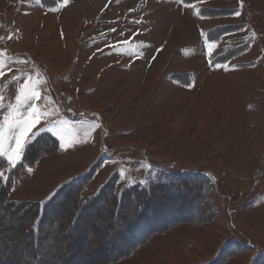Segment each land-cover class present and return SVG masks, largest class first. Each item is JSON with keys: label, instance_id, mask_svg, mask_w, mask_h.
<instances>
[{"label": "rangeland", "instance_id": "obj_1", "mask_svg": "<svg viewBox=\"0 0 264 264\" xmlns=\"http://www.w3.org/2000/svg\"><path fill=\"white\" fill-rule=\"evenodd\" d=\"M155 2L60 0V7L52 8L44 0H0V121L15 104L20 87L39 75L45 83L38 85L41 99L34 103L49 114L40 117L29 135L35 133L34 139L50 133L65 144L31 167V173L26 169L21 174L11 199L47 201L63 183L94 169L82 189L86 198L98 194L115 175L121 192L144 184L148 172L150 177L163 173L161 168L206 174L213 181L212 197L219 209L214 221L174 229L165 235L174 241L172 245L168 240L162 247V236L121 264H154L147 254L166 255V248L177 249L176 256L171 254L172 264H201L214 259L238 232L248 248L225 264H250L257 254L251 247L264 248V172L258 176L264 155V0H216V5H209V9H241L237 16L241 21L236 22L245 28L218 42L207 41V33L230 19L202 17L203 1L198 3V15L216 19L205 31L189 10L180 12L178 0ZM247 37L253 43L239 58L219 67L211 64L227 46H239L246 42L239 40ZM8 144L5 140L4 147ZM8 168L12 169L9 164ZM253 199L257 203L251 207L254 202H248ZM193 202L195 206L199 201ZM165 203L169 205L162 201L158 206ZM96 204L81 213L80 220L87 222L66 231L69 235L60 246L79 250L98 238L91 254L100 248L112 227L103 230L109 211ZM190 208L184 217L192 213ZM228 210L234 227L240 229L235 234ZM24 220L0 213L1 247L8 242L7 234H12L14 246L23 243L26 238L14 230ZM176 238L190 240L179 245ZM51 243L41 242L40 247ZM112 246L91 257L87 250L71 262L86 264L89 258L108 257L127 243ZM9 254L0 256V264L15 255ZM64 254L57 252L50 264H59Z\"/></svg>", "mask_w": 264, "mask_h": 264}, {"label": "trees", "instance_id": "obj_2", "mask_svg": "<svg viewBox=\"0 0 264 264\" xmlns=\"http://www.w3.org/2000/svg\"><path fill=\"white\" fill-rule=\"evenodd\" d=\"M46 1L44 0L45 4L50 2L48 7H55L57 5L55 0H48L47 3ZM200 1L203 0H181L185 5ZM236 11L233 9L225 10L201 7L199 14L202 17L217 19L233 14ZM242 28H245L242 24L217 26L207 33V41L218 42L224 35L238 33ZM245 38L239 40L242 41L244 39L246 41L239 46H227L211 64L213 66L215 64H226L239 58L243 52L249 49L250 44L253 43L251 37ZM237 40L231 39V42H236ZM240 65L243 64H237V66ZM59 151L60 141L50 133H42L25 148L22 158L16 167L9 169L7 161L0 158V173H3V178L0 179V213L4 212L16 215L19 218H25L22 223L17 224L20 227L18 226L14 231H18L21 236L26 238L19 247H16L10 241L12 234L6 235L8 242L4 243L5 246H0V256H3L5 253L15 255H12L14 257H9L8 260L2 261V263L50 264L51 261L49 260H55L53 257L57 252L64 251L65 254L61 257V260L65 261H60L59 264H70L69 262H71L72 258L86 255L87 250H89L87 251L89 255L86 256L91 257L96 251H99L98 249H101L100 252L108 251L113 247V244H120L122 246L127 243L126 248L111 253L108 257L96 258L95 260L89 258L87 260L88 263H86L121 264L126 260H131L135 252L147 246L155 237L165 236L170 231L183 226L202 227L208 225L214 221V218L219 213L218 204L212 197V179L206 174L190 172L188 170H172L169 168L159 169L163 173L157 174L155 177H150L148 173L144 185L128 186V188H125L121 192H119L118 188L119 177L115 175L102 187L98 194L86 198L82 193V189L84 190L83 186L85 183H88V180L91 179V176L95 172V169L90 173H88V170L84 174H79L63 183L59 187L58 192L47 201L12 200L10 194L19 185L21 174L28 167L36 165L44 157H51ZM263 172L264 155L261 158L258 176L263 174ZM5 174L7 178L4 177ZM195 199L199 201V205L194 206L193 200ZM162 201L168 202L169 205L167 206L165 203L162 206H158L162 204ZM251 201L254 202V200ZM138 202H142L151 211L138 216L134 221L128 222V214L132 212ZM96 203H101L102 209H106V213L109 211L108 219L110 223L108 222L107 227L103 228V230L112 227V234H109V230V237H106L103 243L101 242L100 248L98 246V249L95 248L93 250L94 254H91L90 249L98 238L95 241L92 238V244L84 246V251L79 248V250L71 249L68 244L64 248L60 246L61 239L63 240L64 237L69 235L67 232L70 229H76L78 225H82L84 220H80L81 213L87 208L95 207ZM190 205L193 208H190L192 213L184 217V212L187 206ZM97 212L98 210H96ZM59 214L61 215L59 216ZM49 218H52V221H49ZM48 221L49 224L46 225ZM86 222L84 221V224ZM97 225H95V228H97ZM117 225L119 228H116ZM118 229H120L119 232L117 231ZM230 229L233 231V234L237 233L235 227H231ZM100 230L101 228H98V231ZM64 231L67 234L62 237L61 234H64ZM13 236L14 238L17 237L15 233ZM46 241L52 242L51 245L47 248L40 247L41 242ZM246 248L248 246L242 243L239 235L236 234L224 243L214 259L201 264H225L227 261L229 263L231 260L245 253ZM251 248L257 250V254L250 264H264V248L256 246ZM16 250L19 252H15Z\"/></svg>", "mask_w": 264, "mask_h": 264}, {"label": "snow or ice", "instance_id": "obj_3", "mask_svg": "<svg viewBox=\"0 0 264 264\" xmlns=\"http://www.w3.org/2000/svg\"><path fill=\"white\" fill-rule=\"evenodd\" d=\"M67 2L68 0H64L65 4ZM207 47L212 48L213 46L209 44ZM0 75H3L2 67H0ZM41 83H45V81L39 75L36 76L35 82L29 77L28 83H24L19 89V94L15 96V104L9 105L8 115L0 121V157L6 158L7 163L12 168L20 162L25 148L32 143V139L36 135L35 133L29 135L30 130L39 123L40 117L49 114L34 103V101L41 99L40 92L37 90ZM98 126L96 125V127ZM5 129H7V133ZM63 139L61 136L60 140L63 141ZM5 140L9 142L7 148L4 147ZM60 147L64 149L65 144L61 142ZM27 171L31 173V167H28ZM2 178L3 173H0V179ZM150 211L142 202H138L132 212L128 214V222L134 221L138 216Z\"/></svg>", "mask_w": 264, "mask_h": 264}, {"label": "crops", "instance_id": "obj_4", "mask_svg": "<svg viewBox=\"0 0 264 264\" xmlns=\"http://www.w3.org/2000/svg\"><path fill=\"white\" fill-rule=\"evenodd\" d=\"M57 2H58V5H57V7H52V8H59V5H60V0H56ZM156 1V0H155ZM162 1H166V0H158V2H155V4L156 3H159V4H162V3H164V2H162ZM200 2H202V1H200ZM207 2V3H206ZM199 2H197V3H192V4H190V5H185V4H183L182 2H181V0H178V2H176V4H177V8H179V10H180V12H182L183 14L187 11V10H189L190 11V13H191V18L193 19V21L194 22H196V24H197V26H202L203 27V30H204V28L207 26V27H212V26H214L215 24V22H216V19H214V20H211V19H206V18H202V17H200L199 15H198V13H197V10H198V8L200 7V5L198 4ZM203 3H204V6H206V7H209V5H211V4H213V5H216V0H203ZM157 5V4H156ZM202 6V5H201ZM211 7V6H210ZM187 9V10H186ZM216 9V8H215ZM219 9H225V10H228V9H233V10H237L235 13H233V14H230V15H228V16H225V17H223V18H217V19H220V20H225V19H230L229 21V23H223V24H218V26H220V25H233V24H237V22L238 21H241V20H238L237 19V16L239 15V13L240 12H238L239 10H241L239 7H235V6H233V7H231V8H228V7H221V8H219ZM153 10V9H152ZM246 17V16H245ZM242 19V18H241ZM245 20H247V19H245ZM237 21V22H236ZM209 30V29H208ZM205 31V30H204ZM263 49V48H262ZM248 63V62H247ZM207 85V84H206ZM193 86V85H192ZM191 85H190V87H192ZM264 147V146H263ZM256 203H257V201H255L254 200V205H251V207H253V206H255L256 205ZM250 207V208H251ZM229 211V218H230V222H231V220H232V222H231V224L232 225H234V217H233V215L231 214L232 212L230 211V210H228ZM233 217V218H232ZM240 223L238 222V221H236V225H237V227H238V225H239ZM235 226V225H234ZM184 227V226H183ZM182 228V227H181ZM185 228V227H184ZM238 230L239 229V227L238 228H235V230ZM240 230V229H239ZM238 234H239V232H238ZM242 234V233H241ZM242 236H243V234H242ZM164 238H161V239H159L160 240V242L159 243H161V240L162 241H165L164 242V244H162V247H166V246H168V240L170 241L169 242V246H170V244L172 245L173 244V242L174 241H172V239H171V237L170 236H163ZM157 238H160V237H155L148 245H147V247L148 246H150V245H152L156 240H158ZM180 240H177V238H176V240L178 241V244L179 245H181L182 243L181 242H186V241H189L190 239L189 238H184L183 240L181 239V238H179ZM247 238L245 237V240H246ZM191 242H194V243H196L195 241H191ZM248 242H253V241H251V239H249L248 240ZM254 243V242H253ZM146 247V248H147ZM174 247H179V246H174ZM145 248V247H144ZM145 248V249H146ZM166 250L168 251L167 253H166V255H161L160 253H158V252H155L154 254L153 253H149V254H147V256H148V258L154 263V264H172L173 263V261L171 262V257H172V255L171 254H174L175 256H176V254H175V252L177 251V249H173V251H170V248L168 249V248H166ZM180 250V252L181 253H183L184 251H181L182 249H179ZM146 252V250H141L139 253H145ZM150 254H153V257H151V255ZM187 255H189L188 253H186ZM180 255V254H179ZM178 256V255H177ZM135 259V258H134ZM141 259H144V260H146V256H142V258ZM239 259V258H238ZM237 260V259H236ZM126 263V262H125ZM128 263H131L130 261L128 262Z\"/></svg>", "mask_w": 264, "mask_h": 264}, {"label": "bare ground", "instance_id": "obj_5", "mask_svg": "<svg viewBox=\"0 0 264 264\" xmlns=\"http://www.w3.org/2000/svg\"><path fill=\"white\" fill-rule=\"evenodd\" d=\"M73 243V242H72Z\"/></svg>", "mask_w": 264, "mask_h": 264}]
</instances>
